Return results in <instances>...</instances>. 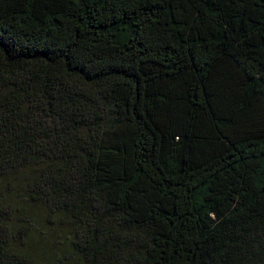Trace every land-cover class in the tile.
<instances>
[{
    "label": "trees",
    "instance_id": "16d2710c",
    "mask_svg": "<svg viewBox=\"0 0 264 264\" xmlns=\"http://www.w3.org/2000/svg\"><path fill=\"white\" fill-rule=\"evenodd\" d=\"M0 264H264V0H0Z\"/></svg>",
    "mask_w": 264,
    "mask_h": 264
}]
</instances>
